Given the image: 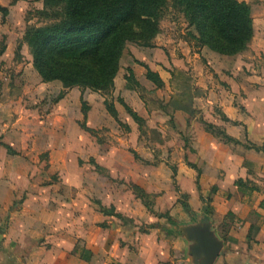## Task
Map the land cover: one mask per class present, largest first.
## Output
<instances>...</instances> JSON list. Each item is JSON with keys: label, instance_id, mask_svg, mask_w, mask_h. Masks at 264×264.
I'll list each match as a JSON object with an SVG mask.
<instances>
[{"label": "rangeland", "instance_id": "1", "mask_svg": "<svg viewBox=\"0 0 264 264\" xmlns=\"http://www.w3.org/2000/svg\"><path fill=\"white\" fill-rule=\"evenodd\" d=\"M241 1L254 26L244 52L202 45L169 0L149 44L129 43L113 86L98 89L45 81L35 67L29 33L54 23L60 5L0 0V263L8 252L19 264L26 241H49L54 228L71 234L63 244L76 254L88 242L142 239L191 249L199 264L185 231L197 225L222 244L218 257L233 247L239 220L215 215L213 193L228 183L210 167L232 151L221 143L232 122L222 108L246 109L248 94L264 89V0Z\"/></svg>", "mask_w": 264, "mask_h": 264}, {"label": "trees", "instance_id": "2", "mask_svg": "<svg viewBox=\"0 0 264 264\" xmlns=\"http://www.w3.org/2000/svg\"><path fill=\"white\" fill-rule=\"evenodd\" d=\"M50 1V0H49ZM60 5L56 21L34 28L28 37L34 64L45 81L98 89L113 86L129 43L148 45L159 31L169 0H51ZM195 27L196 39L212 51L236 55L248 49L254 35L251 8L241 0H173ZM0 13L7 7L0 4ZM54 14L51 19H54ZM50 18V17H49ZM150 71V70H149ZM150 71L149 73H151ZM227 142L235 141L225 135ZM256 150H263L252 145ZM183 207L192 210L187 201ZM208 222L209 217H200Z\"/></svg>", "mask_w": 264, "mask_h": 264}, {"label": "crops", "instance_id": "3", "mask_svg": "<svg viewBox=\"0 0 264 264\" xmlns=\"http://www.w3.org/2000/svg\"><path fill=\"white\" fill-rule=\"evenodd\" d=\"M248 95L246 109L235 108V113L230 114L227 107L222 108L232 121L224 125L225 132L237 142H231L234 144H231V155L218 157L216 153L214 167H210L228 183L226 190L213 193L211 206L215 215L220 217L231 212L239 220L236 231L229 236L234 242L233 247L226 249L215 264H264V151L251 147L264 148V89L253 90ZM221 143L230 146V142ZM24 225L23 232L28 228L27 219ZM0 233L4 240L5 234ZM48 236L50 239L45 242L49 244H34L30 241L32 237L27 240L26 235L24 249H19L18 256L23 255L19 264H191V249L188 251L184 247L150 249L142 246L141 239L133 246L119 241L106 243L101 249L88 242L82 252L76 254L73 245L66 247L63 244L71 234L54 228V234ZM86 237L91 239L90 235ZM2 255L4 262L1 260L0 264H14L8 252Z\"/></svg>", "mask_w": 264, "mask_h": 264}, {"label": "water", "instance_id": "4", "mask_svg": "<svg viewBox=\"0 0 264 264\" xmlns=\"http://www.w3.org/2000/svg\"><path fill=\"white\" fill-rule=\"evenodd\" d=\"M208 224V222H205ZM190 239L196 242L194 253L198 257L199 264H213L218 257L222 244L209 232L207 228L195 226L185 229ZM3 236L0 233V241Z\"/></svg>", "mask_w": 264, "mask_h": 264}]
</instances>
